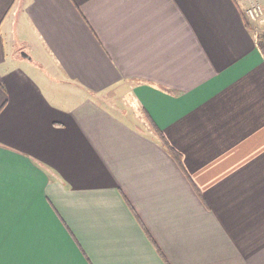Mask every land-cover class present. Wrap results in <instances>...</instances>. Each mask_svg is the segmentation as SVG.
<instances>
[{
	"label": "crops",
	"instance_id": "0c3cea01",
	"mask_svg": "<svg viewBox=\"0 0 264 264\" xmlns=\"http://www.w3.org/2000/svg\"><path fill=\"white\" fill-rule=\"evenodd\" d=\"M249 3L0 0V264H264Z\"/></svg>",
	"mask_w": 264,
	"mask_h": 264
},
{
	"label": "built area",
	"instance_id": "2783aa9c",
	"mask_svg": "<svg viewBox=\"0 0 264 264\" xmlns=\"http://www.w3.org/2000/svg\"><path fill=\"white\" fill-rule=\"evenodd\" d=\"M245 15L257 36L264 33V0H250Z\"/></svg>",
	"mask_w": 264,
	"mask_h": 264
},
{
	"label": "rangeland",
	"instance_id": "374dc122",
	"mask_svg": "<svg viewBox=\"0 0 264 264\" xmlns=\"http://www.w3.org/2000/svg\"><path fill=\"white\" fill-rule=\"evenodd\" d=\"M34 55H35V53H34ZM35 57H36V55H35ZM41 66L43 67L42 64H41ZM102 98H104L105 100H107L110 103H116V104H118L119 106H122V107L126 106L125 108L127 110L129 109V111H131L132 114H134L137 118L142 120L143 123L147 124L146 118L144 117L142 111L140 109H138L136 106L132 107V105L130 104L131 103L130 97L128 98L127 97V93H123L122 89H118V90L114 89V90H111V91L109 90L107 93L104 94V97H102ZM123 99L128 101V103L125 104ZM128 106H130L131 108L128 107Z\"/></svg>",
	"mask_w": 264,
	"mask_h": 264
},
{
	"label": "trees",
	"instance_id": "16d2710c",
	"mask_svg": "<svg viewBox=\"0 0 264 264\" xmlns=\"http://www.w3.org/2000/svg\"><path fill=\"white\" fill-rule=\"evenodd\" d=\"M250 25V23H249ZM264 33L261 32L258 35V44L261 49V51L264 53V40H263ZM145 118L146 121L149 123V126L151 129L154 130V132L159 136L162 144L165 146V148L168 150V152L174 157V159L178 162V164L183 168V162H182V157L180 154L170 145L168 140L165 138V136L162 134L161 130L159 127L154 123L150 115L144 110Z\"/></svg>",
	"mask_w": 264,
	"mask_h": 264
},
{
	"label": "water",
	"instance_id": "95a60500",
	"mask_svg": "<svg viewBox=\"0 0 264 264\" xmlns=\"http://www.w3.org/2000/svg\"><path fill=\"white\" fill-rule=\"evenodd\" d=\"M23 55L28 57V58H31V56L28 53H26V52H23Z\"/></svg>",
	"mask_w": 264,
	"mask_h": 264
},
{
	"label": "snow or ice",
	"instance_id": "6c2138e0",
	"mask_svg": "<svg viewBox=\"0 0 264 264\" xmlns=\"http://www.w3.org/2000/svg\"><path fill=\"white\" fill-rule=\"evenodd\" d=\"M262 71H264V70H262Z\"/></svg>",
	"mask_w": 264,
	"mask_h": 264
}]
</instances>
